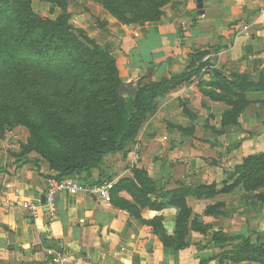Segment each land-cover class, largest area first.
Masks as SVG:
<instances>
[{
	"label": "crops",
	"instance_id": "obj_1",
	"mask_svg": "<svg viewBox=\"0 0 264 264\" xmlns=\"http://www.w3.org/2000/svg\"><path fill=\"white\" fill-rule=\"evenodd\" d=\"M53 1L31 0V6L37 15L55 19L61 8ZM59 1L70 25L113 57L122 84L137 88L172 79L189 69L199 51L206 52L202 61L208 65L155 100V110L125 150L105 156L90 176L71 178L116 185L143 170L155 185L156 195L148 200L160 204L166 201L163 192L220 189L243 159L264 153V0H202V10L196 0H172L158 21L132 24L119 22L102 0ZM211 71L247 75L262 85L246 93L248 105L235 126H222L229 107L199 87ZM127 108L132 111L130 104ZM28 138L21 126L0 138V264H56L57 254L64 264H260L221 261L220 254L234 250L240 240L222 245L213 239L222 233L264 244V203L242 186L209 198L187 196L185 246L176 249L165 246L161 234L175 239L179 209L142 207L126 190L115 193L111 203L85 193H61L53 210L42 208L32 219L21 204H43L57 172L36 153L21 155Z\"/></svg>",
	"mask_w": 264,
	"mask_h": 264
},
{
	"label": "trees",
	"instance_id": "obj_2",
	"mask_svg": "<svg viewBox=\"0 0 264 264\" xmlns=\"http://www.w3.org/2000/svg\"><path fill=\"white\" fill-rule=\"evenodd\" d=\"M53 2L61 8L55 19L37 15L31 0H0V138L5 131L25 127L30 138L22 145L21 155L36 153L57 172L55 180H63L80 173L90 176L100 168L105 156L125 150L147 115L155 110V100L191 75L197 76L208 65L202 61L206 52L199 51L186 72L160 83L139 84L136 97L131 99L118 92L122 83L113 57L82 30L73 28L63 4L59 0ZM167 2L102 0L104 8L122 24L158 21ZM130 3L139 4L140 8L132 9ZM141 11L142 15H138ZM210 76L199 87L209 98L229 107L223 114L222 126L237 125L239 115L248 105L246 93L260 90L262 85L252 82L247 75L226 77L211 71ZM67 77L70 82L64 90L52 87ZM13 92L23 99L20 107L10 108ZM11 112L15 122L9 120ZM221 185L220 189L209 185L163 192L160 197L166 201L157 204L148 200L149 195H156L154 183L145 171L135 170L133 180L117 183L111 196L126 190L142 207L176 206L180 213L175 239L161 234L164 245L176 249L185 246L182 239L187 234V196L209 198L242 186L254 201L264 203V153L243 159ZM213 239L222 245L240 240L234 250L220 254L221 261L264 264V244H251L238 236L227 238L222 233H215Z\"/></svg>",
	"mask_w": 264,
	"mask_h": 264
},
{
	"label": "built area",
	"instance_id": "obj_3",
	"mask_svg": "<svg viewBox=\"0 0 264 264\" xmlns=\"http://www.w3.org/2000/svg\"><path fill=\"white\" fill-rule=\"evenodd\" d=\"M262 14H264V10L262 11ZM243 29L246 30L247 27H244ZM133 157H138L137 151H134ZM114 186L115 183L107 181L101 183H84L73 178L63 180L54 179L48 184L46 193L44 195V204H41L39 201L23 202L21 207L29 214L32 219L35 220L37 219L42 208H46L47 210L54 209L56 196L61 193H67L69 195L85 193L105 203H111V191ZM55 260L56 264H64L65 262V258L61 254H57Z\"/></svg>",
	"mask_w": 264,
	"mask_h": 264
},
{
	"label": "rangeland",
	"instance_id": "obj_4",
	"mask_svg": "<svg viewBox=\"0 0 264 264\" xmlns=\"http://www.w3.org/2000/svg\"><path fill=\"white\" fill-rule=\"evenodd\" d=\"M119 1H121V0H119ZM123 1V0H122ZM143 1H145V0H143ZM171 1L172 0H168V2L163 6V8H165L167 5H169L170 3H171ZM122 3H124V2H122ZM130 5H131V7H132V9L133 8H136V9H138V8H140L139 7V4H135V3H130ZM163 8H162V11H163ZM144 11H141L138 15H142V13H143ZM129 17V16H128ZM84 32V31H83ZM85 33V32H84ZM86 34V33H85ZM95 42V41H94ZM98 45V44H97ZM47 74L46 72H42V74ZM87 74H88V72H87ZM65 81L63 82V83H59V85L56 87V86H52L53 88H60V89H65L66 88V86H67V83H69L70 82V78L69 77H67V78H63ZM0 83H1V80H0ZM52 84L51 83H49V87L51 86ZM48 92H49V89H48ZM10 95H12V97H13V102H10V108H12L13 107V105L15 106H18V107H20L21 105H22V97H21V95L20 94H18V93H16V92H13L12 94H10ZM4 99V98H3ZM3 101V100H2ZM0 104H2V102H0ZM9 117H10V121H13V122H15L14 121V112H11L10 114H9ZM33 114H31V118L33 119ZM70 120H74V119H70ZM18 127V126H17ZM21 127H23V126H21ZM23 128H25V127H23ZM26 129V128H25ZM27 130V129H26ZM27 132H28V136H29V138H30V133H29V131L27 130Z\"/></svg>",
	"mask_w": 264,
	"mask_h": 264
},
{
	"label": "water",
	"instance_id": "obj_5",
	"mask_svg": "<svg viewBox=\"0 0 264 264\" xmlns=\"http://www.w3.org/2000/svg\"><path fill=\"white\" fill-rule=\"evenodd\" d=\"M197 7L199 10H202L203 3L202 0H196ZM118 92L122 95H125L131 99H134L137 95V88L131 83H123L118 87ZM44 204V202H43Z\"/></svg>",
	"mask_w": 264,
	"mask_h": 264
}]
</instances>
